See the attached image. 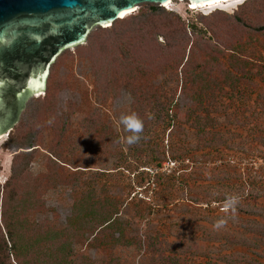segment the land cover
<instances>
[{
  "label": "rangeland",
  "instance_id": "obj_1",
  "mask_svg": "<svg viewBox=\"0 0 264 264\" xmlns=\"http://www.w3.org/2000/svg\"><path fill=\"white\" fill-rule=\"evenodd\" d=\"M166 7L53 64L0 140V221L17 193L22 238L69 222L74 264H264V0Z\"/></svg>",
  "mask_w": 264,
  "mask_h": 264
},
{
  "label": "water",
  "instance_id": "obj_2",
  "mask_svg": "<svg viewBox=\"0 0 264 264\" xmlns=\"http://www.w3.org/2000/svg\"><path fill=\"white\" fill-rule=\"evenodd\" d=\"M170 1L0 0V140L29 100L46 93L51 67L65 51L84 45L94 29L112 27L122 11L141 4L165 8ZM186 1L190 7L208 2Z\"/></svg>",
  "mask_w": 264,
  "mask_h": 264
},
{
  "label": "trees",
  "instance_id": "obj_3",
  "mask_svg": "<svg viewBox=\"0 0 264 264\" xmlns=\"http://www.w3.org/2000/svg\"><path fill=\"white\" fill-rule=\"evenodd\" d=\"M118 21L120 20L115 23ZM17 200V193L10 195L8 203L5 201L4 214H1L0 264H74L72 260H77L78 250L66 248L67 244L63 242V238L70 230L69 222L65 223V226H60L57 222L54 226L51 220L41 233L37 232L34 237L22 238L23 234H26L25 232L28 234L29 231L22 223L23 208L19 206ZM69 257L70 261H68Z\"/></svg>",
  "mask_w": 264,
  "mask_h": 264
},
{
  "label": "clouds",
  "instance_id": "obj_4",
  "mask_svg": "<svg viewBox=\"0 0 264 264\" xmlns=\"http://www.w3.org/2000/svg\"><path fill=\"white\" fill-rule=\"evenodd\" d=\"M119 123L123 125L124 129L130 133L125 138V142L129 145L137 143L141 139V133L143 132V121L135 114L132 113L130 115H123L121 116ZM239 202V197L237 196H229L224 202V211L228 212L231 210L233 213L235 212L236 205ZM226 220L221 218L217 220L213 228L219 229L225 226Z\"/></svg>",
  "mask_w": 264,
  "mask_h": 264
},
{
  "label": "snow or ice",
  "instance_id": "obj_5",
  "mask_svg": "<svg viewBox=\"0 0 264 264\" xmlns=\"http://www.w3.org/2000/svg\"><path fill=\"white\" fill-rule=\"evenodd\" d=\"M221 2H223V0H208V2L205 3L203 6H204V7H212V6H214V5H216V4H219V3H221ZM166 6H167V4H165V7H166ZM192 7L195 8L196 5L193 4ZM134 11H136L135 8H129L127 11H122V12H120L119 15H120L121 18H123L125 15H128L130 12H134ZM104 26H105V27H108L109 25L105 24ZM44 75H45V74H41V79L44 78ZM40 87L42 88L43 85L41 84ZM36 91L39 92V89H36Z\"/></svg>",
  "mask_w": 264,
  "mask_h": 264
},
{
  "label": "bare ground",
  "instance_id": "obj_6",
  "mask_svg": "<svg viewBox=\"0 0 264 264\" xmlns=\"http://www.w3.org/2000/svg\"><path fill=\"white\" fill-rule=\"evenodd\" d=\"M231 1H235V0H224L223 2H221V3H226V2H231ZM170 4H172V1H170L169 3H167V6H169ZM220 4V3H219ZM189 5V4H188ZM216 5H218V4H216ZM215 6V5H214ZM167 9H168V7H166ZM201 8H204V6H200V7H191V9H201ZM129 14H131V12L129 13ZM128 14V15H129ZM127 15H125L123 18H121V19H124L125 17H126Z\"/></svg>",
  "mask_w": 264,
  "mask_h": 264
}]
</instances>
